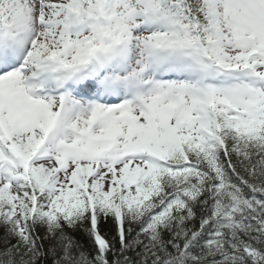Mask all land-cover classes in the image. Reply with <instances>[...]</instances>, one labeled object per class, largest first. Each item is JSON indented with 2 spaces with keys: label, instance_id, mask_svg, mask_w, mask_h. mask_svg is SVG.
I'll return each mask as SVG.
<instances>
[{
  "label": "snow or ice",
  "instance_id": "obj_1",
  "mask_svg": "<svg viewBox=\"0 0 264 264\" xmlns=\"http://www.w3.org/2000/svg\"><path fill=\"white\" fill-rule=\"evenodd\" d=\"M0 264H264V0H0Z\"/></svg>",
  "mask_w": 264,
  "mask_h": 264
}]
</instances>
